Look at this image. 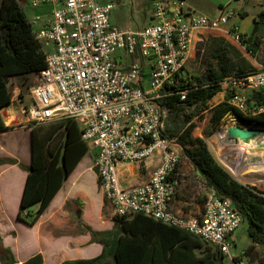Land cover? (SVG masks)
<instances>
[{
    "label": "built area",
    "instance_id": "1",
    "mask_svg": "<svg viewBox=\"0 0 264 264\" xmlns=\"http://www.w3.org/2000/svg\"><path fill=\"white\" fill-rule=\"evenodd\" d=\"M29 4L32 10L38 6L50 10L48 16L29 20L45 56V69L29 88L30 103L15 124L36 127L74 121L82 142L94 152L93 169L112 218L142 215L189 233L228 257L242 224L229 199L206 193L198 215L171 209L184 159L175 141L162 136L168 110L160 109L157 101L165 85L178 88L196 43L218 35L241 46L242 34L235 27L226 28L233 10L225 8L209 17L192 11L183 0H152L147 26L120 30L110 22L112 3L29 0ZM223 86L231 106L246 114L249 97L244 91L264 102V65L245 78H229ZM176 95L184 102L187 90ZM261 112L264 105L253 114ZM149 161L157 163L148 178L136 186L125 185L123 170L146 169ZM256 184L264 196V180ZM230 262L249 264L240 255L231 256Z\"/></svg>",
    "mask_w": 264,
    "mask_h": 264
},
{
    "label": "trees",
    "instance_id": "2",
    "mask_svg": "<svg viewBox=\"0 0 264 264\" xmlns=\"http://www.w3.org/2000/svg\"><path fill=\"white\" fill-rule=\"evenodd\" d=\"M255 23L259 25V30L252 35L242 34L240 44L251 58L258 60L264 42V10L258 14ZM196 59L202 64L203 73L195 76L186 72L178 88L165 85L163 96L157 101L160 109L168 110L162 136L175 141L181 156L200 175L209 192L232 202L242 223L247 225V235L252 243L240 256L249 257L254 261L257 246H264V196L255 187L236 181L215 160L205 139L214 134L222 121L229 116L251 129L261 131L264 127V112L253 114L258 107L264 105L262 98L251 95L247 101V113L243 114L231 106L230 95L223 86V82L229 78H245L253 74L256 68L242 56L239 49L221 38L211 37L200 44ZM44 69L45 56L34 38L31 23L18 0H2L0 133L13 129L5 126L1 117V110L12 104L9 80L13 77H37ZM180 89L187 90L184 102H180L176 95ZM221 94L223 100L212 105L213 99ZM204 113L206 129L203 130V138L194 137L193 131L199 127ZM88 151L87 145L81 140L80 127L74 121L65 119L31 129L29 166L12 158H0V165H18L27 172L18 219L33 227L63 182ZM93 170L97 175L96 170ZM203 198L201 204L204 206L205 194ZM104 202L107 207L105 200ZM32 206H35L34 210L30 209ZM112 222L114 228L111 231L96 233L88 227L85 230L91 233L94 241L103 244L101 255L93 259L66 261L62 264H224L226 257L213 248L212 252L198 255L197 251L207 245L182 230L165 226L142 215H137L131 220L112 218ZM145 228L153 230L159 237L167 238L163 251L158 249L159 245L149 246L140 241L148 237L147 232L144 233ZM171 238L174 239L171 241ZM105 239L109 241L105 242ZM0 264H17L13 253L4 247L1 238ZM22 264H43V259L38 254Z\"/></svg>",
    "mask_w": 264,
    "mask_h": 264
},
{
    "label": "crops",
    "instance_id": "3",
    "mask_svg": "<svg viewBox=\"0 0 264 264\" xmlns=\"http://www.w3.org/2000/svg\"><path fill=\"white\" fill-rule=\"evenodd\" d=\"M1 1L2 0H0V5ZM22 1V6H25L28 2L27 0ZM100 1H102V3L114 4L115 8L113 11L117 8L119 3L124 4L123 0ZM129 1L132 5L136 2L141 5L140 8L142 9L139 15L142 24L139 25L138 23H134L133 17H119L118 15L112 16L110 22L120 30H140L150 23L152 0ZM161 1L170 3L177 0ZM183 1L192 11L202 15L207 14L206 16L209 17L218 16L219 12L225 8H232L235 12V17L230 20L232 21L230 28H237L240 34H247L255 23V15H250L246 10V6H248L249 3L255 4V6L259 4V0ZM49 13L50 10L47 16ZM235 19H239L240 21H234ZM226 28L230 29L228 26ZM213 38L221 37L213 35ZM226 41L238 49L237 45L229 39ZM200 44L203 43H196V46L198 47ZM18 115L19 113L12 111L11 105L1 110V117L5 126L13 129L0 133V158H12L17 160L18 163L29 166L31 158L29 160V158L26 159L23 156L25 154L24 152L28 149V153L30 151L31 157V129L34 127L15 124ZM18 126L19 129H17ZM156 163L157 161H149L147 163L146 170L148 174L152 171ZM187 167L188 170L183 168L184 173H187L186 175H197V177H200L189 162ZM86 170H89L93 175L95 179V188L97 189L99 183L96 173L94 174L93 167H89ZM185 170H187V172H185ZM123 173L125 185L136 186L141 183L137 182L136 174L131 173L129 170L125 169ZM85 176L86 171L83 170L82 165L78 163L68 179L63 182L60 190L55 195L44 214L39 218L38 222L33 227H29L18 219L19 205L27 179V172L19 168L18 165H0V238L4 247L11 250L13 253L17 264H22L38 254L42 256L43 264H62L66 261L88 260L101 255L104 248L103 244L94 241L91 233L85 230L88 227L96 233L111 231L114 228L112 217H108V215L104 213L105 209L103 212L105 202L101 194L99 198V219L94 222V225L89 220L86 205H84V203L88 201V185L84 180ZM182 177L177 196L171 203V209L179 213L198 215L203 209V204H201V202L204 199L203 196L205 193L203 196H200L201 194L198 195L195 185L192 184V178L189 176ZM197 197H199V199ZM83 206L85 207L81 210ZM72 211H74L76 217H73ZM145 229L144 233L147 232L148 237L140 241H143L149 246L153 244L159 245L158 249L163 251V248H165L164 244L167 243V238L159 237L153 230L149 231ZM173 239L174 238H171V241ZM104 241L108 242L109 240L105 239Z\"/></svg>",
    "mask_w": 264,
    "mask_h": 264
},
{
    "label": "rangeland",
    "instance_id": "4",
    "mask_svg": "<svg viewBox=\"0 0 264 264\" xmlns=\"http://www.w3.org/2000/svg\"><path fill=\"white\" fill-rule=\"evenodd\" d=\"M27 1H28L27 4L23 6L22 9L28 19H32L33 17L38 15L42 17H45V15L47 16L49 11L47 8L38 6L32 12L31 10L32 8L29 4V0ZM18 2L21 6L23 5L22 0H18ZM123 3L124 4L119 3L117 5V8L111 12L110 18L116 15H118L119 17H128V18L133 17L132 19L134 23H138L139 25H141L142 23L139 15L142 9L140 8L141 5L138 4V2L132 5L129 0H123ZM246 10L250 13V15H255V20H256L258 14L262 10H264V0H259V4L256 6L255 4L249 3L248 6H246ZM234 17H235V12L233 18ZM234 21L238 22L240 20L235 19ZM231 22L232 21L229 22L228 25L229 28L231 27ZM31 23L33 22L31 21ZM258 30H259V25L257 24L255 33ZM237 47L240 50L242 56L246 60H248L252 64V66H254V68L258 69L259 66L264 63V42L262 45V49L258 54V60H254L253 58H251L242 46L237 45ZM197 51H199V46L198 47L196 46L192 57L189 58V60L187 61L183 76H186V72L195 76L203 73L202 64L199 59L198 60L196 59ZM36 78L37 77L34 76H26V77H13L9 80L8 87L10 93L12 94V104H11L12 111L16 113H24V111L26 110V108L30 103L29 88L35 84ZM244 94L247 97L251 96V93L247 91H244ZM222 100H223V95L221 94L216 98H214L211 104L216 105L220 103ZM205 114L206 113L203 114L204 118L199 123V127L195 128L193 131L194 137L203 138L202 133L203 130L206 129ZM236 122L238 121L234 117L232 116L226 117L222 121L219 129L214 134H212L211 136L205 139L206 144L211 154L215 158V160L224 169H226L236 181H238L243 185L255 187L256 189L260 190L262 186L256 184V181L264 180V127L261 128L262 135L260 139L257 140V142L256 141L254 142L255 147L247 149L246 146L244 147L243 143L229 139L223 133L220 132L223 128L231 126ZM17 129H19V126L17 127ZM24 153L25 154L23 157L26 159L29 158L30 160L31 158L30 151L28 153V149H27ZM94 159H95L94 152L89 148V151L83 156V158L79 162L82 165L83 170L86 171V176L84 180L88 185L87 186L88 201L84 203V205H86L88 218L93 225L95 224L94 222H96L99 219L98 218L99 206H100L99 198L100 195L102 194L101 189L99 187H97V189L95 188V179L93 175L89 172V170H86L89 167H94ZM187 166H188V162L186 160H183L180 165L181 176H185V177L189 176L190 178H192L193 180L192 184L195 185L196 192H198V195L201 194L200 196H203L204 193L205 194L208 193L209 191L204 187V183L201 177L199 176L197 177V175H189V174L186 175L187 173L186 174L184 173L183 168L187 169L188 168ZM128 169L131 173L138 174L137 182H143L148 178L147 170L144 167L138 169V168H133L131 166L128 167ZM187 170H185V172H187ZM197 198L199 199V197ZM84 207L85 206H83L81 210H83ZM104 208H105V212H104ZM104 208H103V212L106 215H108V217H110L111 215H109L110 212L108 205L107 207L105 206ZM72 212H73V217H76L74 211ZM246 230H247L246 223H242L235 232L233 238V241L235 243V248H233L229 256L225 258L224 264H231L230 262L231 256L236 255L238 257L239 255L242 254L243 251H245L252 244L251 240L248 238ZM212 251L213 250L210 246L203 245V247L199 249L197 253L198 255L203 256V254H207L208 252H212ZM245 259L248 260L249 264H264V246H257V254L254 261L250 260L249 257H245Z\"/></svg>",
    "mask_w": 264,
    "mask_h": 264
},
{
    "label": "water",
    "instance_id": "5",
    "mask_svg": "<svg viewBox=\"0 0 264 264\" xmlns=\"http://www.w3.org/2000/svg\"><path fill=\"white\" fill-rule=\"evenodd\" d=\"M257 27V23L253 25L248 31V35H252L255 33ZM254 29V32H253ZM226 137L229 139L239 141L243 144H250L260 139L262 132L258 129H251L246 127V125L242 123H234L231 126L223 128L221 131ZM35 206H32L30 209H34Z\"/></svg>",
    "mask_w": 264,
    "mask_h": 264
},
{
    "label": "bare ground",
    "instance_id": "6",
    "mask_svg": "<svg viewBox=\"0 0 264 264\" xmlns=\"http://www.w3.org/2000/svg\"><path fill=\"white\" fill-rule=\"evenodd\" d=\"M257 142V141H256ZM247 147V149H249V148H254L255 147V145L253 144V143H250V144H244V147ZM233 170V169H232Z\"/></svg>",
    "mask_w": 264,
    "mask_h": 264
}]
</instances>
